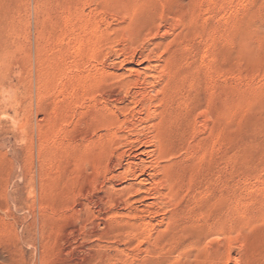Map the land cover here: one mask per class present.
Listing matches in <instances>:
<instances>
[{
	"label": "rangeland",
	"instance_id": "obj_1",
	"mask_svg": "<svg viewBox=\"0 0 264 264\" xmlns=\"http://www.w3.org/2000/svg\"><path fill=\"white\" fill-rule=\"evenodd\" d=\"M0 264H264V0H0Z\"/></svg>",
	"mask_w": 264,
	"mask_h": 264
}]
</instances>
